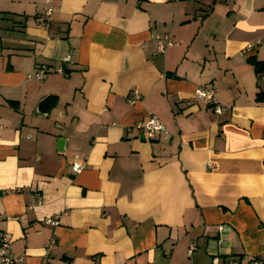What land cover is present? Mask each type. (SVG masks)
Instances as JSON below:
<instances>
[{"label": "crops", "instance_id": "1", "mask_svg": "<svg viewBox=\"0 0 264 264\" xmlns=\"http://www.w3.org/2000/svg\"><path fill=\"white\" fill-rule=\"evenodd\" d=\"M54 1L46 25L42 0H0V233L19 264L264 260V0ZM151 114L168 137L131 130Z\"/></svg>", "mask_w": 264, "mask_h": 264}, {"label": "built area", "instance_id": "2", "mask_svg": "<svg viewBox=\"0 0 264 264\" xmlns=\"http://www.w3.org/2000/svg\"><path fill=\"white\" fill-rule=\"evenodd\" d=\"M45 3V10H44V22L48 25L52 19V16L57 9V5L54 0H42ZM156 39L158 41V51H164V49L168 46L173 45V40L171 39L169 34H157ZM253 47V45H248L246 50ZM245 50V51H246ZM70 55H66L62 59V64L56 65L51 69L47 65H41L35 71L27 76L28 79H34L37 81H44L48 74L51 71L56 73L65 74L64 65L65 63L70 61ZM195 95L199 99L207 100L213 107V110L217 114H221L226 111L227 107L220 104L216 99L215 92L212 88H208L204 85H200L195 90ZM140 98L138 93H133L132 97L130 98L131 103H135ZM132 131L135 132H142L144 133L147 138L149 139H157L159 135L163 137H168L169 133L166 130L165 126L162 124L160 119L155 115L151 114L147 117V119L143 121H138L131 127ZM84 167V163L80 161H75L72 164V169L75 172H80ZM47 223L51 225H57L58 221L56 219H47ZM55 243V239L52 238L46 245V251L51 250L53 244ZM195 249V246L192 244L189 248L188 253H192ZM23 261L22 256H16L11 251V235L7 232L0 233V264H19ZM212 264H221L220 258L218 255H213L212 257ZM231 264H239L238 262H233ZM252 264H264V260H259L257 258L252 260Z\"/></svg>", "mask_w": 264, "mask_h": 264}, {"label": "water", "instance_id": "3", "mask_svg": "<svg viewBox=\"0 0 264 264\" xmlns=\"http://www.w3.org/2000/svg\"><path fill=\"white\" fill-rule=\"evenodd\" d=\"M57 97L55 95H47L42 98L36 109V113H40L46 115L50 112V110L56 105ZM64 140L59 139V144H63Z\"/></svg>", "mask_w": 264, "mask_h": 264}, {"label": "trees", "instance_id": "4", "mask_svg": "<svg viewBox=\"0 0 264 264\" xmlns=\"http://www.w3.org/2000/svg\"><path fill=\"white\" fill-rule=\"evenodd\" d=\"M250 62L254 65V68L258 74L264 73V62L257 61L255 59H250ZM257 100L264 102V88H262L258 93H257Z\"/></svg>", "mask_w": 264, "mask_h": 264}]
</instances>
